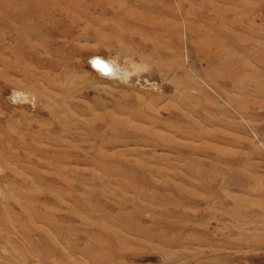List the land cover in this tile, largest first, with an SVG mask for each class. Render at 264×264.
Returning <instances> with one entry per match:
<instances>
[{"label": "rangeland", "instance_id": "rangeland-1", "mask_svg": "<svg viewBox=\"0 0 264 264\" xmlns=\"http://www.w3.org/2000/svg\"><path fill=\"white\" fill-rule=\"evenodd\" d=\"M0 264H264V0H0Z\"/></svg>", "mask_w": 264, "mask_h": 264}, {"label": "clouds", "instance_id": "clouds-1", "mask_svg": "<svg viewBox=\"0 0 264 264\" xmlns=\"http://www.w3.org/2000/svg\"><path fill=\"white\" fill-rule=\"evenodd\" d=\"M114 63L115 60H105L102 57H92L89 59L90 66L102 77H107L109 79H119L121 83L127 84L129 82L128 76L124 79H121L117 74L116 69L113 67ZM149 70L150 69L148 68V66L145 65L140 71L134 72V74L140 75L141 72H147Z\"/></svg>", "mask_w": 264, "mask_h": 264}, {"label": "bare ground", "instance_id": "bare-ground-1", "mask_svg": "<svg viewBox=\"0 0 264 264\" xmlns=\"http://www.w3.org/2000/svg\"><path fill=\"white\" fill-rule=\"evenodd\" d=\"M113 67L116 69V67H115V65H113ZM118 68V67H117ZM116 71H117V69H116ZM117 74H118V72H117ZM17 94V93H16ZM18 95V94H17ZM20 97V96H19Z\"/></svg>", "mask_w": 264, "mask_h": 264}]
</instances>
